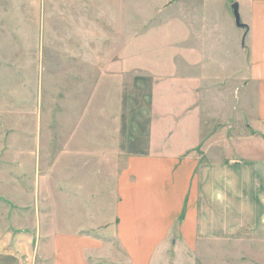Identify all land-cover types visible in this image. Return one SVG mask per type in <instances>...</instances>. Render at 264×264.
Instances as JSON below:
<instances>
[{"label":"rangeland","instance_id":"1","mask_svg":"<svg viewBox=\"0 0 264 264\" xmlns=\"http://www.w3.org/2000/svg\"><path fill=\"white\" fill-rule=\"evenodd\" d=\"M234 1L0 0V226L6 245L11 234L27 236L11 228L28 231L34 243L44 225L58 219L59 187L73 172L61 165L87 160V175L96 163L98 198L112 188L113 205L119 204V121L142 106L139 89L131 92L134 80H157V112H170L167 86L178 75L204 85L212 121L220 119L223 103L234 109L250 70L247 30L236 26ZM73 184L69 179L67 186ZM110 221L118 223L113 218L100 226ZM158 237L166 246L148 250L149 264H264L261 242L234 249L212 239L181 251L172 245L178 235H148L150 241Z\"/></svg>","mask_w":264,"mask_h":264},{"label":"crops","instance_id":"2","mask_svg":"<svg viewBox=\"0 0 264 264\" xmlns=\"http://www.w3.org/2000/svg\"><path fill=\"white\" fill-rule=\"evenodd\" d=\"M234 2L246 25L238 28L247 30L250 54L248 77L239 88L246 91L237 95L234 109L233 103L215 105L223 109L220 119L212 121V106L201 96L204 85L178 75L167 86L172 93L170 112H157V80H134L131 92L139 89L142 106L119 121L118 154L124 160L119 204L113 205L112 188L98 198L96 163L87 175V160L61 165L73 172L59 187L58 219L51 218L34 243L27 239L28 231L11 228L27 236L16 240L11 234L6 245L0 226V264H149L148 250L166 244L160 236L150 241L148 235L165 233L179 236L172 245L181 251L201 249L212 239L234 249L264 243V0ZM79 151V156L86 153ZM69 179L72 187L67 186ZM113 218L117 224L100 226V221Z\"/></svg>","mask_w":264,"mask_h":264},{"label":"water","instance_id":"3","mask_svg":"<svg viewBox=\"0 0 264 264\" xmlns=\"http://www.w3.org/2000/svg\"><path fill=\"white\" fill-rule=\"evenodd\" d=\"M232 9H233V15H234V18H235L236 25L239 26V27H243L244 24H242L240 22V17H239L238 4H237V2H233L232 3Z\"/></svg>","mask_w":264,"mask_h":264}]
</instances>
